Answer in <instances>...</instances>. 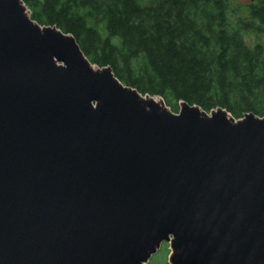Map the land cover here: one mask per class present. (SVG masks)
<instances>
[{
    "label": "water",
    "instance_id": "95a60500",
    "mask_svg": "<svg viewBox=\"0 0 264 264\" xmlns=\"http://www.w3.org/2000/svg\"><path fill=\"white\" fill-rule=\"evenodd\" d=\"M26 10L0 0V264H264V116L173 112Z\"/></svg>",
    "mask_w": 264,
    "mask_h": 264
},
{
    "label": "trees",
    "instance_id": "16d2710c",
    "mask_svg": "<svg viewBox=\"0 0 264 264\" xmlns=\"http://www.w3.org/2000/svg\"><path fill=\"white\" fill-rule=\"evenodd\" d=\"M22 1L93 65L173 112L184 101L264 116V0Z\"/></svg>",
    "mask_w": 264,
    "mask_h": 264
},
{
    "label": "rangeland",
    "instance_id": "374dc122",
    "mask_svg": "<svg viewBox=\"0 0 264 264\" xmlns=\"http://www.w3.org/2000/svg\"><path fill=\"white\" fill-rule=\"evenodd\" d=\"M248 0H234V2H239V3H243V2H247ZM27 13L30 15L29 13V9L26 10ZM261 40L264 42V36L261 38ZM94 67H97L95 65H93ZM157 100H160L158 97H155ZM170 252V248H169V244L166 242H162L159 249L157 250L156 253H154L149 261L146 264H165L167 262V258H168V254Z\"/></svg>",
    "mask_w": 264,
    "mask_h": 264
}]
</instances>
